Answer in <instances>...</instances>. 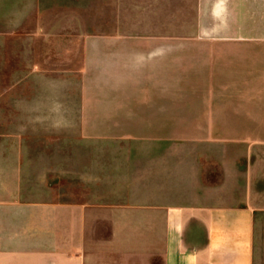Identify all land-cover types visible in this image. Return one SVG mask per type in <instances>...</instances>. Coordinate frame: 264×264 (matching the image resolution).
<instances>
[{
	"label": "crops",
	"instance_id": "obj_1",
	"mask_svg": "<svg viewBox=\"0 0 264 264\" xmlns=\"http://www.w3.org/2000/svg\"><path fill=\"white\" fill-rule=\"evenodd\" d=\"M24 1L33 36L7 47L28 79L51 53L44 0ZM142 1L104 0L102 36L67 71L52 53L83 81L82 127L173 128L181 113L185 127L264 129V0ZM214 152L122 156L84 201L29 203L20 142L0 136V264H254L264 156Z\"/></svg>",
	"mask_w": 264,
	"mask_h": 264
},
{
	"label": "rangeland",
	"instance_id": "obj_2",
	"mask_svg": "<svg viewBox=\"0 0 264 264\" xmlns=\"http://www.w3.org/2000/svg\"><path fill=\"white\" fill-rule=\"evenodd\" d=\"M25 3L0 0V136L14 135L20 142L26 202L84 201L93 195L89 189L102 175L103 165L115 168L123 163L122 156H201L202 151L214 156V150L221 156H264L263 128L185 127L181 113H176L173 128L84 129L83 81L58 75L53 54L62 50L63 71H67L77 43L86 35L102 36L104 0H44L51 53L47 72L22 79L17 75L22 66L11 60L16 50L7 44L33 36L22 32L32 27L34 19L24 14ZM79 62L83 63L81 58ZM182 100L176 98V104ZM254 264H264L263 211L256 217Z\"/></svg>",
	"mask_w": 264,
	"mask_h": 264
}]
</instances>
